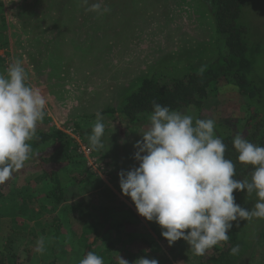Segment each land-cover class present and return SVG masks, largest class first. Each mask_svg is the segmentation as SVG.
I'll use <instances>...</instances> for the list:
<instances>
[{
  "label": "rangeland",
  "instance_id": "1",
  "mask_svg": "<svg viewBox=\"0 0 264 264\" xmlns=\"http://www.w3.org/2000/svg\"><path fill=\"white\" fill-rule=\"evenodd\" d=\"M46 1V5L34 7V0H27L25 14L34 25L31 30L19 24L20 30H12V20L17 22L12 16L18 0L1 5L7 44L0 46L4 58L0 73H6L9 64L19 59L28 73V83L39 88L47 99L41 127L72 129L89 146L97 112L117 106L125 93L156 70L202 61L216 36L212 13L203 0H89L88 5L82 0ZM96 2L110 11L100 16L85 10ZM241 16L248 25L252 49H256L255 67L264 73V1L245 0ZM238 113V109L228 116L223 113L226 123H233ZM101 115L105 148L96 152L91 148L98 166L88 167L75 150L79 156L65 166L63 174H77L83 182L70 185L65 195L68 202L76 195L84 196L82 204L94 209L125 204L137 212L130 197L121 192L118 173L138 166L133 157L134 145L145 129L135 132L117 119ZM34 169L32 162L20 169L26 170V177L8 182L0 198V264H46L39 259L53 258L49 248L55 243L53 228L57 220L62 226L54 247V264H77L81 257L76 251L77 239L86 216L83 207L64 202L52 208L54 198L47 195L50 184L42 181L37 188L30 186V178L39 176ZM23 187L29 190L20 191ZM258 228L257 221H247L243 226L245 240L252 241ZM41 237L46 245L43 254L35 251ZM162 248L163 264H191L194 260L185 240L173 251L166 244ZM261 249L260 245L252 249L258 256L250 264H264ZM142 256L137 253L133 263Z\"/></svg>",
  "mask_w": 264,
  "mask_h": 264
},
{
  "label": "trees",
  "instance_id": "2",
  "mask_svg": "<svg viewBox=\"0 0 264 264\" xmlns=\"http://www.w3.org/2000/svg\"><path fill=\"white\" fill-rule=\"evenodd\" d=\"M203 2L212 13L216 33L207 56L200 62L188 63L183 67L171 65L154 71L144 77L131 91L125 93L117 106L107 108L101 114L117 119L119 123L129 126L135 132L147 129L153 101L191 115L194 120L214 118L215 135L222 138L226 145L224 156L234 163L235 178L250 179L253 166L237 160L238 153L232 143L235 135L242 134L250 142L264 146V73L257 71L255 67L256 49H252L248 25L241 16L245 0H203ZM26 3L27 0H18L14 5L12 17L16 18L20 27L31 30L34 25H30L29 16H26L28 11ZM46 3V0H34L33 6L46 5ZM1 5L2 3L0 7ZM34 14L35 12L31 13L32 16ZM5 25L4 16H0V39L2 38L0 46L7 44ZM42 52L45 58L44 49ZM0 61L4 67L2 56ZM31 65L36 67L35 64ZM235 109L239 111L236 120L227 124L225 113L228 116ZM67 121L68 119L62 124ZM41 125L38 123L36 137L30 141L32 151L25 165L32 162L35 168L33 171L39 174L30 178L31 187L37 188L42 181L50 184L47 195H52L54 198L52 208L55 209L68 202L65 193L70 185L83 182L77 174L68 177L63 174L66 171L65 166L71 164L79 154L76 153L77 144L66 132L55 126L41 127ZM74 125L79 127V124ZM77 133L83 134L80 131ZM42 146L46 147L41 148ZM83 171L87 172L85 168ZM26 175V170L16 171L8 181L0 184V198L8 182ZM23 190L29 189L28 187L20 189ZM233 195L235 202L248 210L257 200L255 193L247 196L246 190H234ZM75 197L80 200L74 199L68 203L82 206L86 215L82 220L77 239L79 246L76 247V251L80 252V260L88 251H93L103 257L104 264H123L121 258L128 261V264H134L137 253H141L144 257L156 259L158 264H163L162 244H166L168 249L173 251L184 241L181 238L169 245L167 239L161 235L162 229L156 222L148 221L146 218L142 220L133 208L125 204L100 206L94 209L88 204H82L84 196ZM54 219L56 221L57 218ZM252 220L259 224L252 241H247L244 237L243 226L247 221L238 219L232 222L233 226L228 232L227 242H221L207 250L203 256L193 255L194 260L191 264L252 263V260L258 256L252 251L259 245L262 248L261 254H264L262 247L264 219ZM61 223L60 220L54 223L55 243L49 248L53 258H40L39 261L46 264H54L57 261L54 247L58 243ZM44 230L45 228L41 232L43 233ZM234 245H239V251L233 255L229 250Z\"/></svg>",
  "mask_w": 264,
  "mask_h": 264
},
{
  "label": "clouds",
  "instance_id": "3",
  "mask_svg": "<svg viewBox=\"0 0 264 264\" xmlns=\"http://www.w3.org/2000/svg\"><path fill=\"white\" fill-rule=\"evenodd\" d=\"M88 5L89 0H82ZM104 15L110 9L100 2L85 9ZM47 99L28 83V73L19 59L0 73V184L22 169L30 159V141L46 114ZM148 127L137 140L133 157L138 166L121 169L119 186L130 197L138 214L156 222L169 245L179 239L190 245L193 255L229 240L232 222L264 219V146L242 134L233 138L237 160L253 166L250 179L235 178V165L224 156L226 145L215 135L214 118L201 119L170 109L153 101ZM101 113L88 137L92 149L105 148V125ZM234 190L255 193L257 200L248 210L235 202ZM45 240L37 241L35 251L43 254ZM230 254L239 251L234 245ZM123 264L128 261L122 259ZM79 264H104L101 255L88 251ZM135 264H158L140 257Z\"/></svg>",
  "mask_w": 264,
  "mask_h": 264
},
{
  "label": "built area",
  "instance_id": "4",
  "mask_svg": "<svg viewBox=\"0 0 264 264\" xmlns=\"http://www.w3.org/2000/svg\"><path fill=\"white\" fill-rule=\"evenodd\" d=\"M2 4H6L10 2L11 0H0ZM66 132L71 138L74 139V142L77 144V152L81 155V157L85 160L88 167H92L96 169V166H98L96 156L93 154L91 147L86 144L82 139H80L78 134H74V131L72 129H69ZM98 174L101 175L100 171H96Z\"/></svg>",
  "mask_w": 264,
  "mask_h": 264
},
{
  "label": "crops",
  "instance_id": "5",
  "mask_svg": "<svg viewBox=\"0 0 264 264\" xmlns=\"http://www.w3.org/2000/svg\"><path fill=\"white\" fill-rule=\"evenodd\" d=\"M12 21H13V22H12V25H13V29H12V30H15V27H17L16 29L20 30V29H19L20 27H19V25H18L19 23H17L16 21H14V19H13ZM14 22L17 23V25L14 24ZM10 34H11V33H10ZM20 34H22L21 31H20ZM14 43H15V41H14ZM14 43H13V45H14ZM53 123H54V122H53Z\"/></svg>",
  "mask_w": 264,
  "mask_h": 264
}]
</instances>
